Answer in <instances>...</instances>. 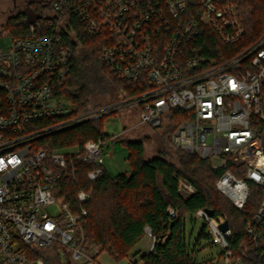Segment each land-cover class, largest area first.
Instances as JSON below:
<instances>
[{
    "label": "built area",
    "instance_id": "built-area-1",
    "mask_svg": "<svg viewBox=\"0 0 264 264\" xmlns=\"http://www.w3.org/2000/svg\"><path fill=\"white\" fill-rule=\"evenodd\" d=\"M72 14L90 34L105 33L101 59L117 77L133 83L134 94L79 113L54 95L55 84L65 82L72 67L64 39V34L74 36ZM204 23L226 45L244 35L230 2L56 0L45 20L29 24L30 35L12 37L8 49L0 50V264H46L38 251L54 248L62 249L57 256L69 264H99L83 245L91 192L79 190L75 212L60 196V183L77 172V162L90 166L89 181L103 178L105 141L52 149L43 140L119 111L132 109L140 125L158 128L179 111L171 143L224 168L215 184L236 207L246 205L252 184L264 189V32L219 60L193 53L191 43ZM179 180L181 194L196 193L193 184ZM52 205H59L56 214L49 211ZM198 216L222 250L221 264H244L228 242L231 227L219 228L226 216L205 209ZM263 222L264 199L247 224L253 243L261 238Z\"/></svg>",
    "mask_w": 264,
    "mask_h": 264
},
{
    "label": "trees",
    "instance_id": "trees-1",
    "mask_svg": "<svg viewBox=\"0 0 264 264\" xmlns=\"http://www.w3.org/2000/svg\"><path fill=\"white\" fill-rule=\"evenodd\" d=\"M56 0H34L30 7L35 12H19L8 17L0 31L13 37L30 35L29 24L42 22L53 10ZM232 3L244 26L240 41L226 45L213 29L203 24L199 35L193 39V53L205 54L217 59L235 55L252 44L264 32V0H217ZM67 2V1H66ZM67 3L64 9L67 8ZM71 27L74 36L64 34L66 45L72 52V67L65 82L56 83L54 95L71 102L74 113L108 103L118 97L136 92L133 83L117 77L101 59V51L108 43L105 33L92 35L87 32L80 18L72 14ZM203 23V22H202ZM112 93L107 102H95V95ZM179 111L167 115V121L160 129H167L169 142L171 134L181 119ZM105 117L88 121L67 129L43 142L55 149L68 145L83 144L88 139H109L103 128ZM114 137V136H113ZM123 140L130 149V173H120L110 177L106 171L103 178L92 182L87 178L90 166L77 162L74 175L65 177L60 185V196L76 212L77 193L81 189L91 192L86 202L88 214L83 219L84 248L95 255L106 252L115 260L128 256L146 233V227L155 237L153 250L130 264H221L222 250L216 255H203L206 249L216 247L209 224L196 231L194 225L200 218V209L210 210L215 216L225 215L232 229L228 242L234 252L240 255L244 264H264V222L260 226L261 238L253 243L247 233V224L257 214L264 199V189L251 185V194L243 208L232 201L216 187V181L224 168L213 166L210 159L198 154H189L178 149L179 165L170 162L165 152L152 158L145 157V143L142 140ZM172 144V143H171ZM179 179H184L196 187V193L185 196L179 191ZM174 208L177 217H171L168 208ZM190 217L192 229L188 233L187 219ZM136 255V253H135ZM46 264H52L45 259Z\"/></svg>",
    "mask_w": 264,
    "mask_h": 264
},
{
    "label": "rangeland",
    "instance_id": "rangeland-1",
    "mask_svg": "<svg viewBox=\"0 0 264 264\" xmlns=\"http://www.w3.org/2000/svg\"><path fill=\"white\" fill-rule=\"evenodd\" d=\"M33 1L34 0H0V29L1 26L6 23L8 17L19 12L27 13L29 14V17L33 19L35 12L30 7V2ZM12 37L13 36L8 32L0 31V50L8 49V45H10ZM112 97H114L112 93H104V95H95L91 99L94 104L98 101L103 103L110 101ZM65 105H68V103L65 102ZM103 128L105 132L110 135L107 142H105L103 151L105 168L110 177H116L120 173H130L131 171V164L128 154L130 153L129 146L123 140L115 139L113 137L114 135H119V137L124 140L144 141L146 158H152L162 154V152H165V157L170 162L175 163L177 166L179 165V154L177 152L178 148L176 149V147L169 142L168 138H166L168 135L167 129H160L147 124L140 125L137 113L132 109L128 111H119L105 117ZM208 140L209 142L212 141L211 134H209ZM214 162H217V160L215 159ZM58 210L59 205H52L49 207V211L52 214H56ZM203 223L204 220L199 218L194 225V229L198 231ZM187 226V231L189 233L192 229L190 217L187 219ZM154 244L155 240L152 238L151 231L150 229H147L142 241L137 244L130 252H128V256L121 260H115L106 252H100L98 255L92 253V256L99 264H130L131 260L139 259L141 255L152 251ZM215 245L216 247L211 249L208 248L203 251L202 254L209 255L210 253L216 255L219 251H221V248L216 241ZM59 251H62V249H42L38 251V255L39 257L48 259V261L52 264H69L67 257L60 255L57 256ZM69 256L70 255L68 253V257ZM141 263L142 262L140 261L139 264Z\"/></svg>",
    "mask_w": 264,
    "mask_h": 264
},
{
    "label": "water",
    "instance_id": "water-1",
    "mask_svg": "<svg viewBox=\"0 0 264 264\" xmlns=\"http://www.w3.org/2000/svg\"><path fill=\"white\" fill-rule=\"evenodd\" d=\"M207 211H208V213H209L211 216L214 215V212H213V211H210V210H207ZM229 227H230V225H229V221H228V220H226L225 222H222V223L219 225V228L222 230V232L228 230ZM153 247H154V245H153Z\"/></svg>",
    "mask_w": 264,
    "mask_h": 264
},
{
    "label": "crops",
    "instance_id": "crops-1",
    "mask_svg": "<svg viewBox=\"0 0 264 264\" xmlns=\"http://www.w3.org/2000/svg\"><path fill=\"white\" fill-rule=\"evenodd\" d=\"M107 171V170H106Z\"/></svg>",
    "mask_w": 264,
    "mask_h": 264
}]
</instances>
